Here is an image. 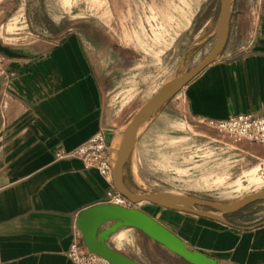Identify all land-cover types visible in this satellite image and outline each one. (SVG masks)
Here are the masks:
<instances>
[{
	"label": "crops",
	"instance_id": "crops-1",
	"mask_svg": "<svg viewBox=\"0 0 264 264\" xmlns=\"http://www.w3.org/2000/svg\"><path fill=\"white\" fill-rule=\"evenodd\" d=\"M38 22L46 38L33 34V45H6L0 69V264H73L65 251L77 216L108 203L106 191L114 187L66 154L97 131L117 148L129 122L107 100L106 75L85 40L70 29L53 33L52 17ZM169 100L198 120L264 109V0H231L223 50ZM244 144L247 154L264 155V147ZM214 222L209 229L194 225L188 237L170 230L185 244L194 235L201 248L193 249L218 264H264V218Z\"/></svg>",
	"mask_w": 264,
	"mask_h": 264
},
{
	"label": "rangeland",
	"instance_id": "rangeland-1",
	"mask_svg": "<svg viewBox=\"0 0 264 264\" xmlns=\"http://www.w3.org/2000/svg\"><path fill=\"white\" fill-rule=\"evenodd\" d=\"M6 3H11L10 11H6ZM218 9L219 0H0V48L33 45V34L46 38L44 26L40 27L38 21L47 22L52 17L53 33L70 29L85 40V51L96 61L99 72L106 75V97L111 99L113 111L130 121L162 84L188 71L208 54L215 39ZM9 36L13 38L6 39ZM3 51L0 69L8 57ZM125 88L130 89L123 91ZM244 143L220 139L204 120L190 118L182 106L169 100L138 129L124 166V181L138 194L168 192L235 201L264 189L263 151L256 149L253 156L249 155ZM123 205L146 212L186 237L194 225L206 229L217 225L216 220L146 201L133 204L126 199ZM200 209L227 221L251 214L256 220L264 218V200L235 213ZM119 231L131 234L120 252L136 261L190 264L163 250L138 229L122 227ZM111 236L107 243L112 246ZM195 240L191 235L186 243L189 249L201 248ZM204 250L209 254V249Z\"/></svg>",
	"mask_w": 264,
	"mask_h": 264
},
{
	"label": "water",
	"instance_id": "water-1",
	"mask_svg": "<svg viewBox=\"0 0 264 264\" xmlns=\"http://www.w3.org/2000/svg\"><path fill=\"white\" fill-rule=\"evenodd\" d=\"M231 0H219V9L214 26L215 39L208 54L194 67L177 75L164 84L136 111L126 124L116 148V157L112 167V184L123 197L131 203L150 202L152 204L213 219L224 224H230L213 212L200 208H208L215 212L235 213L247 205L264 200V189L251 193L231 202H218L195 196L174 194L168 192H152L138 194L129 189L124 181L123 170L133 150L140 124L156 113L164 103L175 95L206 65L216 59L223 50L229 33ZM1 49V52H4ZM200 208H196V207ZM110 225L103 227L104 224ZM76 226L82 241L89 252H92L110 264H142L122 252L114 249L107 241L109 236L121 227H132L140 230L146 236L165 246L190 264H218L215 259L197 250L189 249L187 245L171 230L158 222L151 215L135 207H125L113 203H99L82 210L76 219Z\"/></svg>",
	"mask_w": 264,
	"mask_h": 264
},
{
	"label": "built area",
	"instance_id": "built-area-1",
	"mask_svg": "<svg viewBox=\"0 0 264 264\" xmlns=\"http://www.w3.org/2000/svg\"><path fill=\"white\" fill-rule=\"evenodd\" d=\"M2 59L3 57L0 60ZM203 120L208 127L216 131L220 139L232 143H257L264 146V109L256 112L238 113L225 119ZM66 156L79 159L85 167L95 168L105 179L112 181L111 174L116 157V147L106 141L102 131H97ZM106 198L108 203L119 205H123L126 200L114 188L106 191ZM65 256L73 264H110L102 257L87 250L77 229L65 251Z\"/></svg>",
	"mask_w": 264,
	"mask_h": 264
},
{
	"label": "bare ground",
	"instance_id": "bare-ground-1",
	"mask_svg": "<svg viewBox=\"0 0 264 264\" xmlns=\"http://www.w3.org/2000/svg\"><path fill=\"white\" fill-rule=\"evenodd\" d=\"M6 50V49H5ZM7 51V50H6ZM143 123V122H142ZM141 123V124H142ZM140 124V126H141ZM139 126V128H140ZM122 228V227H121ZM132 228V227H131ZM118 230V229H117ZM116 230V231H117ZM115 231V232H116ZM114 233V232H113ZM112 233V234H113ZM111 234V235H112ZM110 235V236H111ZM109 236V238H110ZM130 237H131V234L129 231H119V232H116L114 233L112 236H111V239H110V242L113 246L114 249L118 250V251H121L125 245L130 241Z\"/></svg>",
	"mask_w": 264,
	"mask_h": 264
}]
</instances>
